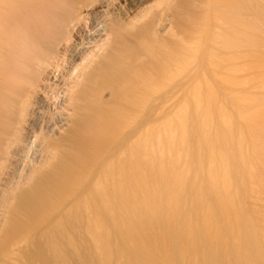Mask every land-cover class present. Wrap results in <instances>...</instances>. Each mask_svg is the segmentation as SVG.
<instances>
[{
  "label": "bare ground",
  "instance_id": "bare-ground-1",
  "mask_svg": "<svg viewBox=\"0 0 264 264\" xmlns=\"http://www.w3.org/2000/svg\"><path fill=\"white\" fill-rule=\"evenodd\" d=\"M40 187L24 241L264 264V0H0V206Z\"/></svg>",
  "mask_w": 264,
  "mask_h": 264
},
{
  "label": "rangeland",
  "instance_id": "rangeland-1",
  "mask_svg": "<svg viewBox=\"0 0 264 264\" xmlns=\"http://www.w3.org/2000/svg\"><path fill=\"white\" fill-rule=\"evenodd\" d=\"M170 87H168L167 89H166V91H170ZM152 101V100H151ZM152 103V102H151ZM56 171H58V170H56V168L50 173V174H48L47 175V178L46 179H42V180H40V182L42 181V183L44 184H40V186L42 187H46V186H48V184L50 185L52 182H51V178L53 177V175L55 174L54 172H56ZM50 179V180H49ZM48 181V182H47ZM40 187V188H41ZM45 187H44V189H45ZM44 189L43 188H41L40 190H39V192H35V193H33L32 195L31 194H25V195H20V196H17V197H15V198H13L12 200H11V202L9 203V205H11V206H13V207H11V206H0V264H13L14 262L13 261H10V260H14L15 261V259H16V261L18 260V263L16 262V264H53L54 262V264H61V258H65L64 256H61V255H64L65 254V256H66V259L65 260H63L64 262L66 261V260H68V261H71V262H68V261H66L65 263H67V264H98L97 263V261L95 260V257L92 255V253H91V251L87 248V246H86V244H85V242H83V243H81L82 242V240H83V235H82V232H81V230L80 229H78L79 227H78V225H77V223H76V221H74L72 218H70L69 219V216L67 217L66 215H65V212H64V215L62 214V219L64 220V221H62L61 223H60V225L59 226H57V228L56 227H50L49 228V230H51V232H52V230H53V232L52 233H50V232H48V231H44L45 230V228H47L46 226V223L47 222H45V224L43 223H40L41 225H39V224H37L36 225V227L34 226V228H36V230H34V228L32 227L31 229H30V232L31 233H29L28 234V236L27 237H23V239H25V241L24 240H22V238H20V237H22V236H25V234H27V232H29V231H27L26 229H24V228H28V226H27V224H29V222L31 223V222H33V218L35 217V214H34V212H32L33 210H34V205H35V209H36V205H39V202H38V200H39V198H41L42 197V195L41 194H43V191H44ZM188 190L189 189H187V188H185V190H184V195L183 196H185L186 198H188V196H190L191 197V192H188ZM47 191V189H45V192ZM190 191V190H189ZM186 193V194H185ZM188 193V194H187ZM31 196V197H30ZM38 196V197H37ZM20 197V198H19ZM33 197V198H32ZM189 197V198H190ZM208 197V196H207ZM29 198H31V199H29ZM34 198H35V200H34ZM76 198V196H73L71 199H70V201L69 202H73L74 201V199ZM25 202H27V203H25ZM27 207V208H26ZM22 208V209H21ZM25 208V209H24ZM64 210V205L61 207V210ZM8 210V211H7ZM15 210L17 211V212H15ZM29 210V211H28ZM22 211V212H21ZM27 212V213H26ZM6 213H7V215H6ZM26 213V214H25ZM5 214V215H4ZM18 214V215H17ZM23 214V215H22ZM33 214V215H32ZM67 215H68V213H66ZM22 215V216H21ZM32 215V216H31ZM37 215V214H36ZM15 216V217H14ZM25 216V217H24ZM34 216V217H33ZM65 216V217H64ZM24 219H23V218ZM22 218V219H21ZM32 218V219H31ZM65 218V219H64ZM2 220V221H1ZM23 220V221H22ZM27 220V221H26ZM28 220H29V222H28ZM66 220L68 221L67 223L69 224H67L66 223ZM22 223H21V222ZM46 221V220H45ZM71 221V222H70ZM7 222V223H6ZM27 224H26V223ZM37 223V222H36ZM64 223V224H63ZM73 223V224H72ZM67 224V225H66ZM2 225H3V227H2ZM74 225V226H73ZM77 225V226H76ZM24 228H23V227ZM31 226V225H30ZM29 226V227H30ZM38 226H40L39 228H37ZM63 226V227H62ZM64 226H65V230L67 231V233H69L70 232V236H69V234H67L66 235V232H65V230L63 229L64 228ZM72 228V227H74V228H72V229H70V227ZM18 227V228H17ZM59 227L62 229H59ZM57 230H59L58 232H60V234L61 235H59V233L58 234H56V229ZM23 229L25 230V231H23ZM44 229V230H43ZM70 229V230H69ZM32 230H34V232L32 231ZM18 233H17V232ZM27 231V232H26ZM40 231H42V232H40ZM44 231V232H43ZM63 231H64V233H63ZM77 231V232H76ZM109 231H110V233H109V236H108V242H110V244H111V263L110 264H113L114 262H113V260L114 261H116V259H117V257L119 256V253H118V249H120V248H122L123 247V245L120 243V241H119V238H118V236H117V234H116V231H114L110 226H109ZM154 231V230H153ZM26 232V233H25ZM42 233V234H40V233ZM75 232V233H74ZM79 232V233H78ZM11 233H12V235H11ZM23 233H24V235H23ZM38 233V234H37ZM44 233H45V235H44ZM52 234V235H50V237L51 236H53V234L55 233V239L57 240V242H56V240H54V239H52V237L50 238L49 237V235H47V234ZM170 233H172V232H170ZM169 233V234H170ZM65 234V235H64ZM114 234V235H113ZM168 234V235H169ZM173 234V236H174V233H172ZM171 234V235H172ZM19 235H21V236H19ZM40 237V236H47V239L45 238V237H38V236ZM62 235H64L63 237H65L64 239L66 240L67 239V237H69V239H71L72 240V237L74 238V240L73 241H71L70 240V242H73L72 244H74V243H76L75 245H74V250H75V246H76V248H77V250H75V252L76 253H74V251H72L73 249H71L70 248V246L71 247H73V245L69 242V239H68V242L70 243V245H69V243L68 242H64L63 241V237H61L62 239H60V236H62ZM81 235V236H80ZM14 236H16V237H14ZM31 236V237H30ZM59 236V237H58ZM154 236V235H153ZM1 237H2V239H1ZM4 237H6V240H5V238ZM19 237V239L20 240H18L19 242H17L15 239H17ZM53 237V238H54ZM116 237V238H115ZM164 237V236H163ZM15 238V239H14ZM31 240H30V239ZM41 238H42V242H41ZM156 238V239H155ZM174 238V237H173ZM17 242V244L15 243V241ZM33 239V240H32ZM39 239V240H38ZM80 239V240H79ZM111 239V240H110ZM116 239V240H115ZM154 239L155 240H159L160 238H157V236H154ZM164 239L166 240V238L164 237ZM5 240V241H4ZM26 240H27V243H26ZM30 240V241H29ZM45 240H46V242H45ZM51 240L53 241V242H51ZM110 240V241H109ZM4 241V242H3ZM13 241V242H12ZM21 241V242H20ZM53 244H55L56 243V245H55V247L57 246H59L57 249H56V251L54 252V253H56V255L53 253L52 254V249H51V247L49 246V243L50 242ZM75 241V242H74ZM81 241V242H80ZM115 241H117V244L115 243ZM162 242L164 241V240H161ZM173 241H174V239H173ZM6 242V243H5ZM3 243H5V244H7L6 246H5V244L3 245ZM12 245V246H10V248H9V245L10 244ZM13 243V244H12ZM35 243V244H34ZM44 243H45V245H44ZM47 243H48V246H46L47 245ZM50 243V244H51ZM68 243V244H67ZM115 243V244H114ZM26 244V245H25ZM79 244V245H78ZM113 244H114V247H113ZM120 244H121V246H120ZM198 243H197V241H196V245H197ZM2 245H3V247H2ZM37 245H39L38 247H37ZM63 245V248L61 247V246ZM169 245L170 246H168V248L170 247V249H168V251L170 252H172V244L171 243H169ZM8 246V247H7ZM45 246V247H44ZM68 246V247H67ZM80 246V247H79ZM197 246H199V244L197 245ZM5 247V248H4ZM7 247V248H6ZM16 247V248H15ZM19 247V248H18ZM48 247V248H47ZM117 248V250H116V248ZM12 248V249H11ZM18 248V249H17ZM80 248V249H79ZM10 250L11 251V254L9 253V252H7V250ZM61 249V251L63 252H60V251H58V254L60 255V257L58 258V256L59 255H57V250H60ZM218 249H220V248H218ZM18 250V251H17ZM117 252H116V251ZM15 251V252H14ZM46 251H48V253H49V255H48V253L46 252ZM54 251V250H53ZM78 251H79V255H78ZM5 253L4 255H3V253ZM7 252V253H6ZM18 253V255H17V253ZM62 253V254H60V253ZM170 252V253H171ZM1 253H2V255L4 256V258H5V256H7L5 259H3V256H1ZM71 253H72V255H71ZM89 253V254H88ZM173 253V252H172ZM123 254L124 255H126V253H125V251L123 252ZM10 255H12V256H10ZM16 255L18 256V257H16ZM76 255V256H75ZM174 254H172V256H173ZM214 255V256H213ZM213 255H211L210 257L212 258H214V259H216V260H218V261H220L221 262V264H223V262L225 261V258H224V255H223V253H221L220 251L219 252H214V254ZM14 256V257H13ZM80 256V257H79ZM19 257H21L22 259H20ZM55 257H57V260H56V258ZM77 257H79L78 259H77ZM174 257H176V256H173V258ZM2 258V259H1ZM7 258H9L8 259V261H9V263H8V261H7ZM81 258V260H79ZM124 258V257H123ZM122 257H120V260L121 261H119L120 262V264H123V263H125V258L123 259ZM82 259H83V261H82ZM123 259V260H122ZM175 259V258H174ZM23 261V262H22ZM57 261H58V263H57ZM79 261L81 262V263H79ZM92 261V262H91ZM123 261V262H122ZM13 262V263H12ZM38 262V263H37ZM64 262H63V264H64ZM108 263V264H109Z\"/></svg>",
  "mask_w": 264,
  "mask_h": 264
}]
</instances>
